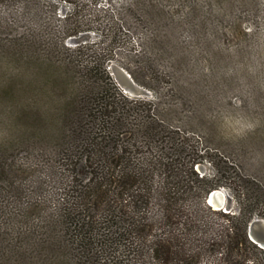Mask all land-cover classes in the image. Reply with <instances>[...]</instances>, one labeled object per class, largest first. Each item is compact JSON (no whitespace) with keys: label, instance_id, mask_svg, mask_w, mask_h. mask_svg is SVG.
<instances>
[{"label":"rangeland","instance_id":"rangeland-1","mask_svg":"<svg viewBox=\"0 0 264 264\" xmlns=\"http://www.w3.org/2000/svg\"><path fill=\"white\" fill-rule=\"evenodd\" d=\"M33 2L40 13L38 25L22 10V0H0V38L7 43L15 40L31 46L41 57L39 64L34 65L26 59L15 60L0 53V85L4 87L5 82L12 80L15 94L13 98H0V144L15 142L14 147H7L1 153L11 172L9 179L15 181L8 185L0 183V229L18 228L20 233L14 243L25 248L27 262L59 263L57 253L50 249L40 252L36 244L43 239V247L51 246L42 221L58 214V202L64 195L57 187L61 169L53 160V154H49L50 143H53L50 136L43 140L35 135L22 142L21 133L16 132L12 124L18 125L17 128L25 124L16 117L26 103L58 114L61 93L53 81L43 83L47 80L43 75L46 64L66 57L64 47L98 43L113 25L119 38L113 45L109 68L118 88L129 97L154 100L161 114H171L170 126L180 128V136L191 137L190 144L199 154L207 152L213 156L201 164L204 170L199 168L200 164L195 169L200 176H215L223 182L220 188L232 198L230 212H238L240 205L229 182L248 179L254 183L252 188L247 186L248 190L254 193L256 187L259 193L264 190V0ZM71 15V20L65 22L64 17ZM71 24L69 34L65 33L64 28ZM111 65L130 75L134 72L142 82L131 76L143 89L140 96L123 90L112 74ZM121 138L120 145L127 146L134 157L155 159L160 152L167 151L170 143L136 144L130 133ZM159 182L160 175H154L153 189ZM194 203V200L190 202ZM156 204L152 198L145 207L155 218ZM212 210H215L213 206ZM255 212L264 213V199L256 205ZM197 213L201 238H206V233H220V225H225L226 219L204 216L203 211ZM176 219L171 229L178 233L184 225H176ZM160 229L161 226L153 227V233ZM195 231L197 228L191 227L183 232L187 236L183 242L190 257L180 263L176 253L172 259H147L148 253L145 257L136 249L125 253L121 247L117 255L124 257L123 264H206L216 260L215 250L206 254L197 250ZM30 240L33 243H28ZM174 248L171 244L172 254Z\"/></svg>","mask_w":264,"mask_h":264},{"label":"trees","instance_id":"trees-1","mask_svg":"<svg viewBox=\"0 0 264 264\" xmlns=\"http://www.w3.org/2000/svg\"><path fill=\"white\" fill-rule=\"evenodd\" d=\"M94 1L98 4L99 0ZM22 2L24 13L37 24L40 13L33 0ZM72 16H65L64 21H70ZM70 27L72 24L64 32L69 34ZM118 33L113 25L98 43L64 47L66 57L46 64L43 71L47 77L43 83L53 81L61 93L59 113L51 114L46 107L38 110L24 103L16 120H24L25 124L18 128L12 124L21 133L22 142L35 135L43 140L50 136L53 143L49 154H53L61 169L57 187L64 197L58 202V214L42 221L51 246L43 247V239L37 243L35 238L34 244L40 246V252L50 249L57 253L59 263L56 264H123L124 257L117 255L121 247L125 253L135 249L144 257L148 253L147 259H172L176 253L180 263L190 257L183 232L196 227L197 250L201 249V254L215 250L218 255L206 264H264V250L248 236L250 222L264 217V213L255 212L256 205L264 199V190L260 193L257 187L255 193L248 190L247 186L254 187L248 179L229 182L239 198L238 212L212 210L206 202L208 196L224 184L215 176H200L195 166L213 156L207 152L199 154L190 144L191 137L180 136V128L170 126L171 114H161L154 100L129 97L118 88L109 68ZM8 43L0 38V53L39 64L41 57L31 46L15 40ZM131 76L142 83L133 71ZM14 95L12 80L5 82L4 87L0 85V98L9 99ZM125 133H130L136 144L170 141L166 146L169 150L160 152L155 159L134 157L127 146L120 145ZM14 145L13 140L0 144V183L7 185L15 180L9 179L11 172L1 153ZM45 151L48 150L45 148ZM157 174L159 186L153 189L152 178ZM72 192L75 194L71 195ZM152 198L157 203L156 218L145 209ZM193 200L196 206L190 204ZM202 211L204 216L226 219L225 225H220V233H206V238H201L197 212ZM173 219L185 229L178 233L172 230ZM157 226L161 229L153 233V227ZM19 233L14 226L0 229V264H34L27 262L25 248L14 243ZM171 244L175 246L173 254Z\"/></svg>","mask_w":264,"mask_h":264},{"label":"water","instance_id":"water-1","mask_svg":"<svg viewBox=\"0 0 264 264\" xmlns=\"http://www.w3.org/2000/svg\"><path fill=\"white\" fill-rule=\"evenodd\" d=\"M111 68L112 74L114 75L119 85L123 88V90H125V92L127 91L135 96H140L143 89L134 83V81L131 79L130 74H128L124 69L115 65H111ZM199 168L201 170L205 169L203 165H199ZM216 194H222L226 198V203L220 205L219 209L217 210L230 212L232 198L229 196L228 192L224 188L213 190L209 194L207 201L210 197L214 198ZM209 205L212 206L211 204ZM248 236L251 241H253L256 245H258L261 249L264 250V219L256 217L250 222L248 227Z\"/></svg>","mask_w":264,"mask_h":264},{"label":"bare ground","instance_id":"bare-ground-1","mask_svg":"<svg viewBox=\"0 0 264 264\" xmlns=\"http://www.w3.org/2000/svg\"><path fill=\"white\" fill-rule=\"evenodd\" d=\"M208 203L211 204L214 209H219V206L226 203V198L222 194H216L214 198H209Z\"/></svg>","mask_w":264,"mask_h":264},{"label":"built area","instance_id":"built-area-1","mask_svg":"<svg viewBox=\"0 0 264 264\" xmlns=\"http://www.w3.org/2000/svg\"><path fill=\"white\" fill-rule=\"evenodd\" d=\"M208 202V201H207Z\"/></svg>","mask_w":264,"mask_h":264}]
</instances>
